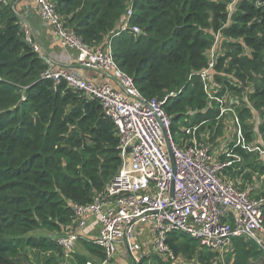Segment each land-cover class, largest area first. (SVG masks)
I'll use <instances>...</instances> for the list:
<instances>
[{"label": "trees", "instance_id": "1", "mask_svg": "<svg viewBox=\"0 0 264 264\" xmlns=\"http://www.w3.org/2000/svg\"><path fill=\"white\" fill-rule=\"evenodd\" d=\"M54 1L67 26L86 44L111 39L119 67L146 98L162 100L176 92L178 96L164 105L172 131L185 125L192 134H185V139L208 136L212 147L230 130L221 109L208 105L202 75L221 32L231 43L229 52L218 57L213 78L241 96L244 88L217 78L227 65L226 72L242 85L254 84L249 98L254 109L238 111L239 125L244 141L250 143L248 120L257 117L264 140V8L255 5L258 0H242L230 24L232 0ZM129 11L130 28L119 32ZM20 22L9 2L0 3V264H33L28 251L52 258L53 253L63 254L55 240L34 233L71 231L74 206L91 204L121 166L115 125L104 116L100 102L64 80L57 84L43 77L49 66L26 41ZM133 27L142 34L134 33ZM230 152L244 159L226 170L230 180L236 181L246 169L264 176V163L248 160L242 146L230 145ZM244 177L250 179L251 173ZM251 196L264 198V187L260 195ZM83 241L90 253L103 257L95 240ZM168 244L182 264H222L214 253L200 251L188 235L176 232ZM73 257L77 264L89 262ZM154 260L176 264L158 256ZM226 264H264V252L253 241L235 238Z\"/></svg>", "mask_w": 264, "mask_h": 264}, {"label": "built area", "instance_id": "2", "mask_svg": "<svg viewBox=\"0 0 264 264\" xmlns=\"http://www.w3.org/2000/svg\"><path fill=\"white\" fill-rule=\"evenodd\" d=\"M34 1L43 21L51 26L62 47L76 53L77 67L56 69L53 61L33 44L28 26L20 22L26 41L49 66L43 77L57 84L64 80L69 87L98 100L104 116L114 123L119 138L121 166L117 174L91 204L74 206L75 221L71 231L55 236L63 252L75 250L80 234L89 228L92 219L100 225L95 242L102 249L103 257L87 264H114L120 248L133 264H154L149 258L151 254L175 263L178 257L168 240L176 232L195 239L200 251L214 253L222 264H226L235 238L253 241L264 252V198L253 199L252 188L243 190L226 175V170L236 161L234 158L240 159L232 155L230 145L250 144L244 141L239 125L236 111L242 105L239 96L228 86L217 85V79L213 78L217 73V49L231 40L222 37L221 32L217 34L209 52V67L202 73L208 105L221 109L224 116L229 113L238 125L232 135L228 132L212 147L208 136L198 139L193 135L185 139V134H191L185 125H180L175 133L172 131V119L164 105L169 98L178 96L176 92L162 100L146 98L134 79L119 67L111 39L100 45H88L67 26L54 0ZM241 1L232 0L228 5L229 24ZM0 3L8 4L7 0H0ZM255 5L264 8V0H258ZM131 16L132 11H129L119 32L130 28ZM132 30L142 34L138 27ZM227 67L222 68L217 78L236 88H244L242 100L250 98L255 92L254 84L242 85L226 72ZM84 72L110 81L90 82ZM229 103L233 108L227 106ZM166 134L175 167L167 148ZM219 156L224 160H218Z\"/></svg>", "mask_w": 264, "mask_h": 264}, {"label": "crops", "instance_id": "3", "mask_svg": "<svg viewBox=\"0 0 264 264\" xmlns=\"http://www.w3.org/2000/svg\"><path fill=\"white\" fill-rule=\"evenodd\" d=\"M7 2L9 1L7 0ZM12 7L17 16H19L20 21L28 26V30L33 44L38 46L43 52V54L53 61V65L56 69L68 66L77 67V65H75L76 53L72 50L65 49L62 47L60 39L55 34L51 26L45 23L42 17L40 16V13L38 12L34 0H14V5H12ZM83 75L88 81L96 84L108 83L110 81V79H107L106 77L98 75L95 76L94 74L89 72H84ZM89 225V228L86 231L82 232L80 234V237L83 240L94 241L99 235L100 225L96 219H92ZM87 232L88 234H92L94 236V240L90 239L88 235H86ZM78 243L73 252H63L65 258L67 259L64 264H77L73 255L86 257L88 258V260H91L89 258L90 256L94 260L98 258L96 255L90 253L85 246H81V244ZM53 255V257L56 258L57 262L59 263V260L57 259L59 255H56L55 253H53ZM52 263H54V261H52L51 263L47 262L46 264ZM114 264L133 263L128 257V255L125 253L124 249L120 248Z\"/></svg>", "mask_w": 264, "mask_h": 264}, {"label": "rangeland", "instance_id": "4", "mask_svg": "<svg viewBox=\"0 0 264 264\" xmlns=\"http://www.w3.org/2000/svg\"><path fill=\"white\" fill-rule=\"evenodd\" d=\"M9 3L11 5H14V0H8ZM216 42V40H215ZM220 44H222L221 40L219 41ZM229 44H225V45H221V47L219 49H217V52L219 53V56H221L222 54H226V52H229L228 46ZM239 99L242 103V105L239 108H236V111L242 110L243 109V104H248V107L253 108L254 109V103L251 102V100H249V98H245L244 100H242V96H239ZM229 108H233L232 105H230V103L227 105ZM227 116V120L225 121L229 126H230V130L229 133L232 135L235 131V129L238 127V125L236 124L235 119L233 118L232 115H229V113H226ZM248 125L250 127V130L252 132L253 135V140L252 142H250V144L247 146H243L245 149V152L248 156V160H256L260 163H264V140L262 139V137L258 134L259 133V125L257 124L256 119H250L248 120ZM263 154V155H262ZM236 160V162H243V157H241L240 159L238 158H234ZM251 173V178L248 180H245L244 175ZM233 183H235L236 186L242 188V189H250L252 188L253 190V196H258L262 193L263 187H264V176H262L261 174L258 173H254L249 169H246L244 171L243 174H241V176H239V178L236 181L231 180ZM251 191V192H252ZM37 236H41V235H48L50 239L55 240V236L58 234H53V233H47V231H37L34 233ZM86 235H88V237L92 240H94V236L92 234H88V232L86 233ZM81 244V246H85L84 245V241L83 239L80 237L79 238V243ZM63 252V249H62ZM76 253V252H75ZM29 257H30V261L33 264H46L47 262L51 263L52 261L57 262L56 259H54V257L52 258V255L48 254V253H43V254H33L30 253L28 251ZM59 254V256L57 257V259L59 260V263H63L66 262V258L65 255L63 254ZM156 256L151 254L149 255L150 260L154 263L157 264L156 261L154 260ZM91 260V262L94 261L93 258H91V256L89 257ZM93 259V260H92ZM48 260V261H46ZM184 261L182 258H179L175 263L176 264H182ZM58 263V262H57ZM58 263V264H59ZM28 264V263H26ZM30 264V263H29ZM195 264V263H194Z\"/></svg>", "mask_w": 264, "mask_h": 264}, {"label": "water", "instance_id": "5", "mask_svg": "<svg viewBox=\"0 0 264 264\" xmlns=\"http://www.w3.org/2000/svg\"><path fill=\"white\" fill-rule=\"evenodd\" d=\"M23 101H21L18 106H20L22 104ZM166 142H167V148H168V151L170 153V156H171V161H172V164L173 166L175 167V160H174V155H173V152H172V148H171V143H170V139L169 137L167 136L166 134Z\"/></svg>", "mask_w": 264, "mask_h": 264}, {"label": "bare ground", "instance_id": "6", "mask_svg": "<svg viewBox=\"0 0 264 264\" xmlns=\"http://www.w3.org/2000/svg\"><path fill=\"white\" fill-rule=\"evenodd\" d=\"M260 8V7H259Z\"/></svg>", "mask_w": 264, "mask_h": 264}]
</instances>
